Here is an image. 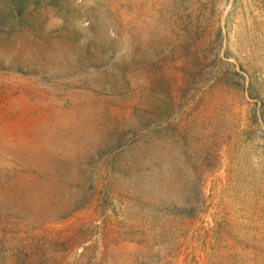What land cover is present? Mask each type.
<instances>
[{"label": "rangeland", "instance_id": "obj_1", "mask_svg": "<svg viewBox=\"0 0 264 264\" xmlns=\"http://www.w3.org/2000/svg\"><path fill=\"white\" fill-rule=\"evenodd\" d=\"M7 2L0 264H264V0Z\"/></svg>", "mask_w": 264, "mask_h": 264}, {"label": "trees", "instance_id": "obj_2", "mask_svg": "<svg viewBox=\"0 0 264 264\" xmlns=\"http://www.w3.org/2000/svg\"><path fill=\"white\" fill-rule=\"evenodd\" d=\"M29 3L30 0H8L7 11L4 15V18L7 19L6 21L9 23L8 25L12 26L16 23H26V21L28 20V16L31 15V12L29 11ZM182 186V188H179V192H183V190H185L184 184H182ZM200 196L201 192L198 191V189H195V191L190 190V195L188 194V192H186L185 195L181 193L180 212H191L190 209L192 207V204L193 206H196L199 203L198 199ZM195 197L197 198V201L191 200V203L190 199ZM214 229V236L212 240L213 243L220 246L215 251L220 252L223 251V222L218 223Z\"/></svg>", "mask_w": 264, "mask_h": 264}]
</instances>
